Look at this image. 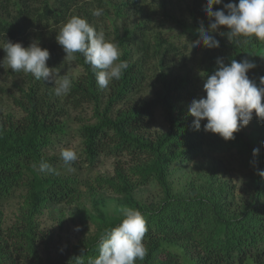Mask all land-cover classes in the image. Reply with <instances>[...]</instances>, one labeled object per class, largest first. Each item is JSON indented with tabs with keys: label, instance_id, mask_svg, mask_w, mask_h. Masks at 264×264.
<instances>
[{
	"label": "trees",
	"instance_id": "obj_1",
	"mask_svg": "<svg viewBox=\"0 0 264 264\" xmlns=\"http://www.w3.org/2000/svg\"><path fill=\"white\" fill-rule=\"evenodd\" d=\"M105 2L0 0V62L6 55L3 50L6 40L20 42L25 47L34 34L49 33L55 26L64 25L71 16L79 15L83 5L82 17L91 25L96 20L92 15L95 3L104 10ZM238 2L222 0L213 10ZM145 4L146 0L117 3L109 0L108 6H112L117 19L133 11L139 21L133 28H125L122 35L114 33L123 53L120 60L126 61L128 67L121 79L109 84L107 102L91 66L84 62L82 54H75L83 74L72 81L67 98L78 108L92 105L97 119L79 131L86 161L94 165L102 156L118 158V161L129 156L134 162L130 171L138 176L137 180L130 181L128 171L120 166L116 170L120 183L115 185L114 178L107 181L129 194L136 187L154 182L162 189L163 201L158 206L141 202L133 206L142 214L148 229L143 239L147 255L135 264H246L248 261L264 264V177L257 174V169L264 171V123H259L254 115L246 127L234 134V140L225 141L218 134L205 132L203 125L200 130H194L185 117V108L197 99V83H204L207 75L216 70L217 58H222L225 64L245 58L254 62L256 67L247 75L258 84L264 76V43L253 38L250 44L236 45L226 36L209 33L219 41V48L207 49L202 45L193 48L191 42L198 39L197 29L201 24L207 29L209 18L203 11L206 0H190L189 21L177 19L164 10L165 19L179 31L173 36L176 41L169 44L161 36L160 28L151 23L155 11ZM147 13L150 15L146 16ZM102 15L106 19L109 12L103 11ZM92 26L97 30L98 26ZM220 31L226 28L222 26ZM183 38L192 53L200 57L198 78L174 75L166 63L180 49L175 42ZM53 43L50 52L55 49ZM155 73L157 84L153 98L118 109L141 96ZM42 83L35 79L22 91L17 101L25 113L23 117L0 124V205L14 200L19 191H25L27 205L22 222L24 229L19 233L14 235L12 229L5 235L0 223V264H77L78 257L87 264L90 258L98 256L105 230L117 227L123 218L103 225L95 237L84 239L68 260L40 258L41 234L37 232L36 214L48 205L69 203L77 190L76 181L39 170L42 160L53 165L57 173L62 170V160L56 155L49 156L50 150L65 144L71 136L65 120L66 109L50 100ZM158 111L163 113L168 130L151 140L141 131L154 122ZM253 149H259L256 157L252 155ZM210 156L211 166L204 179L201 178L200 186L192 184L191 190L185 192L188 195L173 191L169 176L175 165H189ZM230 165L241 173L243 180L239 186L223 176L231 169ZM21 258L24 260L20 261Z\"/></svg>",
	"mask_w": 264,
	"mask_h": 264
},
{
	"label": "rangeland",
	"instance_id": "obj_2",
	"mask_svg": "<svg viewBox=\"0 0 264 264\" xmlns=\"http://www.w3.org/2000/svg\"><path fill=\"white\" fill-rule=\"evenodd\" d=\"M119 1L121 0H112V3ZM108 3L109 0H106L103 5L104 11L109 12L108 18L105 19L103 15L95 17V23L91 25L98 26L97 31H103L107 40L117 44L114 33L119 32L122 35L125 28H133L139 19L133 11L126 14L123 18L117 19L112 6H108ZM189 3L190 0H146L145 6H151L152 10L155 11V13L150 11V13H154V16H151L152 25L160 28L158 30L162 31L161 36L169 44L172 40L173 43L176 41L173 36L178 34L179 31L173 23L165 19L164 12L173 14L177 19L189 21L190 17L187 12ZM94 6V9L99 8L97 3ZM83 7L84 5L79 15L76 16L84 18L82 17L85 14ZM87 8H89L88 5ZM150 13H147L146 16L150 15ZM62 27L63 25L55 26L49 33L34 34L25 47H28L31 41L37 40L42 48H46L50 52L51 44L54 42L55 49L50 52V59L47 61V65L50 68H57L60 71V75L67 74L73 81L83 74V69L76 57L73 60L65 58L66 54L57 43L56 35ZM152 38L153 36L150 39ZM181 40L175 42L180 47L179 51L172 53L166 59V63L174 75L183 76L187 74L190 79L198 78L200 57L194 55L189 49L186 44V38ZM118 48L121 57L123 53L120 45H118ZM129 50H131V46ZM156 77L157 73L151 77L150 84L141 96L135 98V101L130 104L120 105L118 109H125L131 104L135 105L142 99L153 98V89L157 84ZM34 80L35 78L31 74L22 71L13 72L6 63L3 64V67H0V124L9 120H18L25 115L20 107V101L17 100L21 99L22 91H26ZM42 82L44 90H46L45 94L50 100L66 109L65 120L68 121V131L71 133L65 144H60V146L50 150L49 156L56 155L62 160L61 150L71 148L77 152L78 159L72 163V170H69V167L62 160V170L58 172V174L76 181L77 190L75 197L69 203L58 206L48 205L35 216L37 232L41 234V240L38 239V251L40 252V258L44 261L48 258L52 260H68V258H71L73 250L82 244L84 239L88 240L95 237L103 225L124 218L121 212L122 208L133 209L134 204L137 202H141L142 205L146 206H158L163 201V193L161 187L155 182L146 187H136L130 194L121 188L114 187L120 183L116 176V170L120 166L128 171L126 175L130 181L137 180L138 176H134L133 171H130L134 166V162L129 156H123L120 161H118V158L102 156L94 165H90L86 161L85 154H83V139L80 137L79 131L85 125L96 123L95 108L89 104L78 108L70 102L67 95L59 97L55 95L54 83ZM197 87V99H199L205 94L203 83L201 81L198 82ZM101 90L104 95L103 99L107 102L108 98L105 99V97L110 93L109 86L107 89ZM104 106L102 104V108ZM185 109L187 110L185 117L189 118V123L193 125L194 117L189 114V107ZM205 123L206 121H201V126ZM167 130L168 125L165 122L163 113L158 111L154 122L143 129L141 133L151 140H155ZM118 162L121 163L119 164ZM211 162L210 156L199 158L189 165H175L171 169L169 176L173 191L186 194L185 192L191 190L192 184H195L196 187L200 186L202 184L201 178L204 179ZM225 164H228V162ZM240 175L241 173L238 172V169L231 166V169L223 176L233 180L236 186H239L238 184H241L243 180ZM113 178L115 179V185L107 181ZM24 194L25 191H19L14 200L0 205V223L5 235L12 229H14V235L24 229L22 222L27 208V205L24 204ZM15 239L14 237V242ZM14 257L17 256L14 255ZM23 260L22 258L20 259V261ZM246 264L253 263L248 261Z\"/></svg>",
	"mask_w": 264,
	"mask_h": 264
},
{
	"label": "clouds",
	"instance_id": "obj_3",
	"mask_svg": "<svg viewBox=\"0 0 264 264\" xmlns=\"http://www.w3.org/2000/svg\"><path fill=\"white\" fill-rule=\"evenodd\" d=\"M222 0H206L203 8L209 18V27L197 29L198 39L191 42L193 48L201 45L207 49L220 47V43L209 33H219L226 36L232 44H250L256 41L264 43V0H239L237 3H227L223 9L213 10L214 5H220ZM227 14H226V12ZM103 9H94L92 15L100 17ZM226 31H220L221 27ZM7 42L3 46L6 53L0 66L6 63L13 72L31 74L37 81L54 83L55 95L66 96L72 88L71 78L60 75L57 68H50L47 61L50 52L42 48L39 41L33 40L28 47L22 43ZM57 43L62 47L65 58L75 59V54H82L84 62L91 66L100 89H107L113 80L123 76L128 65L121 61L118 45L106 39L103 31H97L85 18L70 17L56 35ZM216 70L207 75L203 83L206 95L193 99L189 106V114L194 117L193 129L200 130L201 121L205 132L218 134L225 141L234 140L235 133L246 127L255 118L264 123V76L259 83L247 75L256 64L245 58L241 61L231 60L225 64L222 58L216 60ZM259 149H253L256 157ZM61 158L69 170L78 159L77 152L71 148L61 150ZM255 164V160H253ZM41 172L58 174L56 168L46 161L39 165ZM257 174L264 177V171L257 169ZM123 220L115 228L105 230L99 242V254L90 258L87 264H135L147 255L143 239L147 232L146 221L142 214L132 208L121 209ZM78 230V229H77ZM77 264H84L77 258Z\"/></svg>",
	"mask_w": 264,
	"mask_h": 264
}]
</instances>
